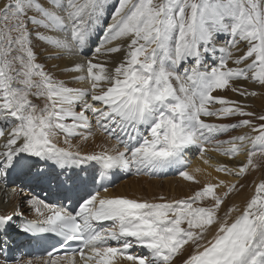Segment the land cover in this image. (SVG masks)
<instances>
[{"label": "snow or ice", "instance_id": "obj_1", "mask_svg": "<svg viewBox=\"0 0 264 264\" xmlns=\"http://www.w3.org/2000/svg\"><path fill=\"white\" fill-rule=\"evenodd\" d=\"M259 97L264 0H0V264H264ZM117 173L197 187L111 195Z\"/></svg>", "mask_w": 264, "mask_h": 264}, {"label": "bare ground", "instance_id": "obj_2", "mask_svg": "<svg viewBox=\"0 0 264 264\" xmlns=\"http://www.w3.org/2000/svg\"><path fill=\"white\" fill-rule=\"evenodd\" d=\"M108 22H110V17L108 18ZM100 35L103 36V33L97 31L93 38L96 39L97 37H102ZM93 46L94 45H90V47ZM51 63L52 61L48 62L49 65ZM229 66H234V65H232L230 62ZM247 86L251 89V85H247ZM223 94L233 99H240V97H238L235 93H232L230 91ZM249 102L252 105V108L250 110L257 112L264 104V97L250 98ZM206 119L209 120L210 122H229V121H216V119L212 117ZM231 122H235V120H232ZM241 131H246V129L233 131L230 133V135L241 134ZM221 138L227 139V136ZM99 142H100V137L98 134L97 143ZM206 155L213 157L215 161L227 160L226 157H221L215 152H209ZM189 158L191 160V163L188 166L189 170L194 169L196 167L207 168V166H205L203 162L199 159L195 149H193L192 152L189 154ZM241 159H243V157ZM207 171L211 172L213 177L219 175L221 178H226L224 177L223 173L218 174L212 169H207ZM256 172L257 170L252 172L242 182L251 186L252 181L258 183L257 181L260 182L261 179H264V169H260V171H258L257 173ZM156 176H158V178L154 177L153 179H151L148 176H144V175L142 176L131 175L128 178L120 179L115 184H113L111 189H109V194L143 197L148 199H151L153 195L164 194L169 198H173V197L181 198L191 194L192 191H189L190 187H193V189L197 187L194 184H190L189 182L183 181L179 176H176L177 178L179 177L178 179L175 177L176 179L172 180V176H173L172 173H167V174L161 173ZM38 190L40 191V189ZM248 195H250V192L246 189L239 196L233 197V199L236 200L237 202H242ZM12 210H13V204L4 202V193L0 191V212H11ZM28 217L32 218V214L29 213Z\"/></svg>", "mask_w": 264, "mask_h": 264}, {"label": "rangeland", "instance_id": "obj_3", "mask_svg": "<svg viewBox=\"0 0 264 264\" xmlns=\"http://www.w3.org/2000/svg\"><path fill=\"white\" fill-rule=\"evenodd\" d=\"M260 112H264V104H263V106L260 108V110L257 111V113H260ZM258 171H260V170H257V172H258ZM257 172H256V173H257ZM176 176H178V175H176V174L173 175V176H172V180H175V179L177 178ZM148 177H149V176H148ZM173 177H174V179H173ZM175 177H176V178H175ZM149 178L153 179L154 176H151V177H149ZM178 178H179V177H178ZM178 178H177V179H178ZM193 190H194L193 187H190V188H189V191H193Z\"/></svg>", "mask_w": 264, "mask_h": 264}]
</instances>
